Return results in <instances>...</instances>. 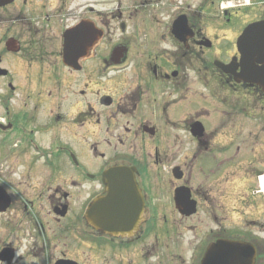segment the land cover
<instances>
[{
	"label": "flooded vegetation",
	"instance_id": "obj_1",
	"mask_svg": "<svg viewBox=\"0 0 264 264\" xmlns=\"http://www.w3.org/2000/svg\"><path fill=\"white\" fill-rule=\"evenodd\" d=\"M235 2L0 0V264H264V55L244 80L238 48L264 1ZM119 166L143 219L113 236L89 212Z\"/></svg>",
	"mask_w": 264,
	"mask_h": 264
},
{
	"label": "water",
	"instance_id": "obj_2",
	"mask_svg": "<svg viewBox=\"0 0 264 264\" xmlns=\"http://www.w3.org/2000/svg\"><path fill=\"white\" fill-rule=\"evenodd\" d=\"M239 49L242 53V77L261 79L262 69L257 68L255 63H261L264 54V21L253 23L245 29L239 39ZM105 182L107 194L93 204V224L115 235L137 227L143 219V206L131 172L123 167L112 168L105 174ZM213 257L220 264H234L238 261L232 244L212 247L205 263Z\"/></svg>",
	"mask_w": 264,
	"mask_h": 264
},
{
	"label": "rangeland",
	"instance_id": "obj_3",
	"mask_svg": "<svg viewBox=\"0 0 264 264\" xmlns=\"http://www.w3.org/2000/svg\"><path fill=\"white\" fill-rule=\"evenodd\" d=\"M198 0H194V1H192V0H190V3L191 4H193V6L194 5H196V2H197ZM262 0H252V4H246V6L247 7H245V8H240V14L242 15V16H245V15H249V19L250 20H252V18L253 19H255L256 17H255V14H254V7H259L260 9L263 7L262 5H261V2ZM264 1V0H263ZM244 2V0H241V2H240V4L241 3H243ZM235 3H239V2H235ZM250 5H253L252 7H250ZM251 17V18H250Z\"/></svg>",
	"mask_w": 264,
	"mask_h": 264
},
{
	"label": "bare ground",
	"instance_id": "obj_4",
	"mask_svg": "<svg viewBox=\"0 0 264 264\" xmlns=\"http://www.w3.org/2000/svg\"><path fill=\"white\" fill-rule=\"evenodd\" d=\"M261 185H262V187L264 189V177L261 178Z\"/></svg>",
	"mask_w": 264,
	"mask_h": 264
}]
</instances>
